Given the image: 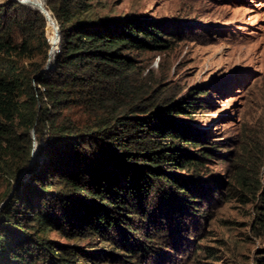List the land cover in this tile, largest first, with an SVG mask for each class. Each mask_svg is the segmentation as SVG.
Returning <instances> with one entry per match:
<instances>
[{"label": "trees", "instance_id": "1", "mask_svg": "<svg viewBox=\"0 0 264 264\" xmlns=\"http://www.w3.org/2000/svg\"><path fill=\"white\" fill-rule=\"evenodd\" d=\"M24 2L0 0L1 194L14 188L0 211V264H92V256L121 264L124 257L136 258L154 237L155 209L182 215L195 210L194 197L202 195L192 171L210 155L213 144L204 143L214 140L174 115L203 107L200 94L207 90L168 102H155L152 93L135 98L125 72L133 59L123 50L165 47L168 28L146 16L92 17L83 0L52 1L58 29L53 68L49 76L37 66L25 69L15 57L31 56L34 48L44 55L48 42L45 18L31 8L39 0ZM46 32L51 43L48 22ZM32 140L39 149L30 163ZM180 170H190L189 176ZM134 215L140 217L136 223ZM150 222L153 232L146 234ZM137 229L143 240L131 234ZM50 230L97 242L87 249L59 244L46 238ZM116 234L121 252L103 244Z\"/></svg>", "mask_w": 264, "mask_h": 264}, {"label": "rangeland", "instance_id": "2", "mask_svg": "<svg viewBox=\"0 0 264 264\" xmlns=\"http://www.w3.org/2000/svg\"><path fill=\"white\" fill-rule=\"evenodd\" d=\"M42 1L51 15L53 0ZM83 2L84 12L92 17L146 16L168 28L165 32L170 33L166 36L171 41L165 47L123 50L133 59L125 72L135 98H148L152 93L150 99L155 97V102H168L207 90L200 94L206 98L203 107L174 115L176 120L189 121L203 131L208 141L214 140L204 143L213 144L210 155L192 171L194 187L201 186L202 194L194 197L197 205L191 207L196 209L171 216L155 209L159 214L151 215L156 226L154 237L144 242L148 250H137L136 258L124 257L127 261L121 264H264V0ZM46 23L45 19L42 30L48 42ZM14 40L20 42L18 35ZM48 50L49 43L44 55L34 48L31 56L25 53L15 58L25 69H42ZM53 60L48 70L41 71L45 76L50 75ZM38 149L32 140L30 163ZM178 174L188 177L190 170ZM241 180H252L253 185L248 187ZM4 184L0 178V211L14 192L12 188L3 196ZM130 218L133 223L140 219L138 215ZM142 219L145 222L146 218ZM151 223L144 226L149 227L146 234L153 232ZM131 234L143 240L140 229ZM45 236L59 244L85 249L97 242L87 237L66 238L53 230ZM111 240L110 244L103 243L105 248L121 252L117 248L119 235ZM89 259L92 264H116L100 262L93 256Z\"/></svg>", "mask_w": 264, "mask_h": 264}, {"label": "bare ground", "instance_id": "3", "mask_svg": "<svg viewBox=\"0 0 264 264\" xmlns=\"http://www.w3.org/2000/svg\"><path fill=\"white\" fill-rule=\"evenodd\" d=\"M42 2V3H41ZM23 3L24 4H26L24 1H23ZM36 8H38V9H42V8H44V9H46V7H45V5H44V1H42V0H40V3L38 4V7H36ZM43 9V10H44ZM45 11V10H44ZM47 12H48V10H47ZM47 22H48V26L51 28V30H52V33H53V25H52V21L49 19V18H47ZM57 40H58V37L53 33V36H52V40H51V44H52V46H51V50L49 51V53H48V59H47V69H45V71L46 70H48L49 68H50V66H51V63H52V56H53V53H54V45L57 43Z\"/></svg>", "mask_w": 264, "mask_h": 264}, {"label": "water", "instance_id": "4", "mask_svg": "<svg viewBox=\"0 0 264 264\" xmlns=\"http://www.w3.org/2000/svg\"><path fill=\"white\" fill-rule=\"evenodd\" d=\"M16 1L23 3V0H16ZM33 8H34V7H33ZM35 9L39 10V11L44 15V18H45L46 20H47V18H49V19L52 21V25H53V33L58 37L57 24L55 23L53 17H51L50 13L47 12V9H44V8H42V9H41V8H40V9L35 8ZM43 9H44L45 11H44ZM48 11H49V10H48ZM48 52H49V50H48ZM53 56H55V55H53ZM46 67H47V60H46V64H45V66H44L42 69H40L39 72L45 70Z\"/></svg>", "mask_w": 264, "mask_h": 264}, {"label": "built area", "instance_id": "5", "mask_svg": "<svg viewBox=\"0 0 264 264\" xmlns=\"http://www.w3.org/2000/svg\"><path fill=\"white\" fill-rule=\"evenodd\" d=\"M47 40H48V43H49V51H50L52 44L49 42V39H47ZM57 49H58V40H57V43L54 45V52L57 51Z\"/></svg>", "mask_w": 264, "mask_h": 264}]
</instances>
